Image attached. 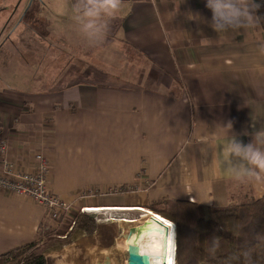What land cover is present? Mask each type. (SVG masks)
I'll list each match as a JSON object with an SVG mask.
<instances>
[{
    "label": "crops",
    "instance_id": "crops-1",
    "mask_svg": "<svg viewBox=\"0 0 264 264\" xmlns=\"http://www.w3.org/2000/svg\"><path fill=\"white\" fill-rule=\"evenodd\" d=\"M80 3H63L68 25L45 19L41 34L31 28L45 53L17 55L12 69L21 88H0V135L10 158L21 171H34L32 152L43 151L51 192L70 212H95V231H76L70 249L96 256L94 264H126L124 238L144 226L142 217L157 215L154 204L225 208L261 198L264 182L237 181L232 170L246 162L226 151L233 138L247 144L264 132L261 26L225 35L203 23L212 15L205 0H123L115 18L97 20L103 30L117 23L113 37L102 41L101 32L93 50L80 53L90 47L76 41L85 38L77 26L85 21ZM103 47L122 60L115 58V73L94 57ZM71 54L83 65L60 69ZM8 63L0 60V69ZM71 76L80 81H54ZM65 219L46 222L29 198L0 192V254L32 242L45 224L61 239ZM62 249L47 246V264L61 261Z\"/></svg>",
    "mask_w": 264,
    "mask_h": 264
},
{
    "label": "trees",
    "instance_id": "trees-1",
    "mask_svg": "<svg viewBox=\"0 0 264 264\" xmlns=\"http://www.w3.org/2000/svg\"><path fill=\"white\" fill-rule=\"evenodd\" d=\"M257 15L264 17V6ZM260 26L264 34V20ZM150 210L175 226V264H264V195L225 208L162 201ZM79 215L76 228L92 234L94 215ZM38 231L32 242L0 254V264H47L44 251L55 235L47 224Z\"/></svg>",
    "mask_w": 264,
    "mask_h": 264
},
{
    "label": "rangeland",
    "instance_id": "rangeland-1",
    "mask_svg": "<svg viewBox=\"0 0 264 264\" xmlns=\"http://www.w3.org/2000/svg\"><path fill=\"white\" fill-rule=\"evenodd\" d=\"M65 1L66 0H0V60L2 61L7 60V62H9L10 60L13 62V63H8L9 69L7 71L0 69V88L2 89L13 88V87L21 88V86L16 85L18 84L19 81H21V78H19L18 75L12 69L15 66V62L13 59L17 55L19 56L20 59H25V60H30V57H33V58L35 56L38 57L40 55L37 52L36 48H38L39 51H43V53H45V50L42 49V47L38 45L37 39L34 38L36 37V35L32 33L31 28H34L36 32H39L41 34L42 32L45 31V28H44L45 25L42 23V21H44L45 19L52 20L54 24L57 23V26L68 25L67 6L65 8L63 5ZM33 18H35V20L37 21L36 22L33 21ZM75 19L76 18L74 17L73 21H75ZM86 22L87 21L85 20L84 23H80L79 25H77V26H80L79 34L82 37H83V32H85V36H84L85 38L78 39V40L73 39V40L79 41L81 45H85V46L90 45L89 49H86V50H83L81 49V47H79L78 50L80 53H82L83 51L85 52H89L90 50L92 51L94 47L93 44L98 42L97 39L98 37H100L101 32L103 36L102 41H105V38L113 37L115 33L114 29L117 25L116 23L114 26V29L111 30L113 27H112V23H110L109 28L106 30H103L102 28H100L98 21H96L100 29V33L97 35L91 32L90 30H86L84 28V24ZM16 27H17V30L9 38L10 34ZM93 53H94L95 59L99 58V56L101 57L103 68H108V70L110 71L113 70V73H115L117 69L116 67L118 68L121 67L119 62H115L116 57H118V60H121L119 58V55H117V50L111 49L110 47H103L101 49V53L99 49H95ZM58 54L59 53L56 51L55 55H58ZM125 55L130 56L129 54H125ZM66 56L68 55L66 54ZM75 58L77 60H75ZM68 59L70 60V62L68 63V66H66L65 63H62L60 65V69L64 67V69L69 70V72H71V71L78 70L83 65L82 62H80L81 56L71 54L68 57ZM98 61L92 62V64H95L96 66H98L99 65ZM136 64L138 65L137 61H136ZM55 70L57 71L58 68ZM121 71L122 70H120V72ZM54 81H56L57 84L61 82L63 85L64 84L71 85L73 83L80 81V79L72 78L71 76V78H68V79L61 78L57 80L55 79ZM36 153H38V151L36 150L32 152V159L34 158V155ZM31 172L32 171H27L26 173H31ZM82 212L86 214H90V215L95 214V212L94 213L86 212L84 210L71 211L68 216L63 217V218H66L63 224V228H59L60 231L63 230V233H65L66 231V235L62 237L61 239H58V237L55 235L54 239L49 242L48 248L58 246V244L61 245V248H62V243H63V246L65 247L64 250L62 249L65 253V254L63 253L62 255V260L61 261L55 260L54 261L55 264H63L64 262H66L65 264H75L76 260H73V259H78L77 261L82 262V264H94L97 258L96 256L84 255L83 251L78 250V249H74L77 252L75 254L74 250H71L69 246L71 243V237L73 236V234L76 231H81L76 228L75 222H77V219L80 218L79 214H82ZM96 215H98V213H96ZM63 218H60V219L63 221ZM60 219H58L59 221H56V222L60 223L61 221ZM95 225L97 227V222H95ZM51 231H54V230H51ZM174 236H175V233H174ZM115 257L117 259L121 258L120 251H117L115 253ZM52 262L53 261H50V264H52ZM69 262H72V263H69ZM103 264H105V262H103Z\"/></svg>",
    "mask_w": 264,
    "mask_h": 264
},
{
    "label": "clouds",
    "instance_id": "clouds-1",
    "mask_svg": "<svg viewBox=\"0 0 264 264\" xmlns=\"http://www.w3.org/2000/svg\"><path fill=\"white\" fill-rule=\"evenodd\" d=\"M122 3L123 0H81L76 10L87 21L84 28L98 35L100 29L96 21L105 16L115 18V14L121 10ZM262 6L264 5L257 0H205V7L212 15L210 20L204 19L203 23L216 33L225 35L239 33L242 29L260 26L264 17L258 16L257 13ZM204 41L207 40L201 39V42ZM261 52H264V45L261 46ZM226 151L230 156L239 157L246 162V165H240L232 170L237 181L242 184L264 182V132L256 133L253 140L247 144L233 138L228 143ZM141 247L147 254V244L142 242Z\"/></svg>",
    "mask_w": 264,
    "mask_h": 264
},
{
    "label": "built area",
    "instance_id": "built-area-1",
    "mask_svg": "<svg viewBox=\"0 0 264 264\" xmlns=\"http://www.w3.org/2000/svg\"><path fill=\"white\" fill-rule=\"evenodd\" d=\"M33 161L34 171L31 173L21 171L9 156L6 137L0 135V192L29 198L44 209L45 219L49 221L54 222L68 216L69 205L51 193L48 182L50 162L43 151L36 153ZM83 210L87 212V209ZM173 263L175 264L174 258Z\"/></svg>",
    "mask_w": 264,
    "mask_h": 264
},
{
    "label": "bare ground",
    "instance_id": "bare-ground-1",
    "mask_svg": "<svg viewBox=\"0 0 264 264\" xmlns=\"http://www.w3.org/2000/svg\"><path fill=\"white\" fill-rule=\"evenodd\" d=\"M89 211V210H87ZM92 212V211H89ZM149 214V213H148ZM151 216V215H149ZM148 215L142 217L139 221V223H147V226H150L151 232L154 230L153 227H157V225L154 222L149 221L150 218L156 219L160 224H162L165 228H167L168 235L165 239L162 233V235H157L154 233H147L142 234L141 237L137 240L139 249L141 253H145V250L141 247L142 242L147 244V254L152 256V259L154 262L152 264H173V256H174V229L173 224L169 222L168 220L163 219L160 216L155 215L154 217H149ZM151 222V223H150ZM136 226V225H135ZM137 228V227H134ZM156 231V230H155ZM133 239V238H132ZM130 239V240H132ZM127 239L124 238V244L122 245L124 250H127ZM164 258V261L162 262V259Z\"/></svg>",
    "mask_w": 264,
    "mask_h": 264
},
{
    "label": "water",
    "instance_id": "water-1",
    "mask_svg": "<svg viewBox=\"0 0 264 264\" xmlns=\"http://www.w3.org/2000/svg\"><path fill=\"white\" fill-rule=\"evenodd\" d=\"M149 221L154 222L157 225V227H153L152 229L154 230L153 232L149 230L150 226L148 227L147 223H145L144 226L141 227L140 229L132 228L128 231L127 236H126L127 243H128L127 250H126V254H127L126 264H152V262H154L152 259V256H150L149 254L140 252L137 240L139 239V237H141L142 234H147V233L150 234L151 232L157 235H162L163 233L162 236H164L165 239L167 238V235H168L167 228H165L162 224H160L154 218H150ZM174 241H175V238H174ZM174 247H175V242H174ZM173 258L175 260V251H174ZM163 261H164V258L162 259V262Z\"/></svg>",
    "mask_w": 264,
    "mask_h": 264
}]
</instances>
